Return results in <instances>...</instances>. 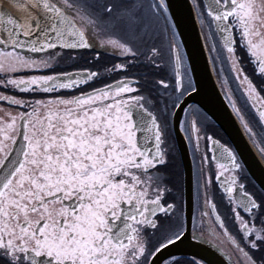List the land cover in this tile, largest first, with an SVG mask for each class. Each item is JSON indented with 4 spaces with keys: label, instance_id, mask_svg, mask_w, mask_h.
Here are the masks:
<instances>
[{
    "label": "snow or ice",
    "instance_id": "6c2138e0",
    "mask_svg": "<svg viewBox=\"0 0 264 264\" xmlns=\"http://www.w3.org/2000/svg\"><path fill=\"white\" fill-rule=\"evenodd\" d=\"M18 3L28 12L23 20L0 10V103L17 109L0 107V264H206L203 257L169 251L189 237L163 171L171 154L169 117L177 110L187 116V101L198 92L169 0ZM193 10L207 28L221 87L264 160V3L193 0ZM237 33L259 85L240 66ZM93 48L123 62L57 71ZM138 66L146 71L127 75ZM101 80L112 82L93 86ZM237 94L243 108L257 114L260 132L237 105ZM176 123L194 153L207 141L200 195L230 242V264H264V190L259 198L247 191L236 151L201 135L195 118L192 134L187 121ZM213 166L238 234L228 231L209 196ZM207 217L209 211H201L192 240L207 242Z\"/></svg>",
    "mask_w": 264,
    "mask_h": 264
},
{
    "label": "flooded vegetation",
    "instance_id": "af4514ba",
    "mask_svg": "<svg viewBox=\"0 0 264 264\" xmlns=\"http://www.w3.org/2000/svg\"><path fill=\"white\" fill-rule=\"evenodd\" d=\"M97 53H99V56H100L98 61L94 60V57L96 56ZM123 59L124 58L122 57L113 56L112 54H106L100 51L83 50V51H80L77 63L72 64L71 67H68L67 64H71L70 61L67 62V64H64V62H62L64 66L62 68L57 69V71L73 70L75 68H83V67H92L93 70H97V69L103 70L104 67H111L113 64L123 62ZM89 61H91L92 63H89ZM139 69H144V67L143 66L142 68L140 66L133 67L127 73V75L131 76L134 74L136 75L142 74L139 71ZM143 71L145 72L146 70H143ZM165 74L166 73H164V75ZM113 78L119 79L120 76L115 75ZM105 82L110 83L112 81L111 80L97 81L93 86L100 87ZM8 94L20 95L19 93H8ZM224 97L227 100L231 108L232 106L229 103V100L225 94H224ZM0 107L9 109L11 111L17 110L15 106H11L10 108V106L7 105L6 103H0ZM186 108L188 109L189 114L185 116L184 112H182L178 121L180 120L187 121V123L185 124V128L188 129V134H192L191 133V121L195 118L197 121V126L201 128V135H210L214 139H217L221 143L231 147V143L228 141L226 136L209 120V118L197 106L189 105ZM192 110H197L198 115L193 117V115L191 114ZM249 111L252 113L253 117L257 119V114L251 109H249ZM174 119L175 118L169 117V123H168L167 134H166V138L168 142L167 146H169L170 153H171L168 158L169 162L166 167L162 166L163 171H165L167 176L169 177L167 182L169 186L173 189L172 195L169 197V201L171 202L174 199L175 202L179 205L180 212L178 214L182 217L185 225L189 229V239L191 241H194V242L198 241V242L205 243V244H208L212 247L219 249L230 262L229 258L232 256V248L230 246V242L227 236L223 234V230L218 228V225L214 219V215L211 213L208 206L204 204L203 198L200 195L202 189H200L199 185L203 184V180L200 177V173H199V169L201 167L200 153L205 150L207 146V141L204 139H201L200 152L194 153L193 143H190L188 140L185 139V133L179 130V127L175 123ZM250 125L253 127L251 123ZM177 134L181 139L180 142L183 144L184 150L187 153V157H188L189 183L187 181L188 178L186 175V168H185V164L182 158L181 149H180L181 145H179ZM249 141L251 142L256 152L258 153L257 146L253 144L250 139ZM262 161L264 164V160ZM241 175H242L241 182L246 184L247 191L250 194H254L257 198L261 197L262 193L257 189L254 183L251 181V179L247 175L244 168H243V173ZM212 179H213V184H212L211 189L209 190V196L212 199V201L217 205V214H219L221 218L224 220L225 227L228 229L230 233L238 234V231H239L238 225L235 222L234 213L231 211L232 206H230L227 203L226 196L222 194V190L217 186V183L215 181L214 166H213ZM201 211H209V217L205 218L204 232L202 233L203 237L206 238L207 242H205L204 239H201V240L191 239V229L195 227L197 232H199V229L201 227ZM241 215H244L243 212H241ZM210 231H211V234H210ZM183 257L190 258L192 256H183ZM178 258H182V257H178Z\"/></svg>",
    "mask_w": 264,
    "mask_h": 264
},
{
    "label": "water",
    "instance_id": "95a60500",
    "mask_svg": "<svg viewBox=\"0 0 264 264\" xmlns=\"http://www.w3.org/2000/svg\"><path fill=\"white\" fill-rule=\"evenodd\" d=\"M191 2V0H169L176 23L175 31L178 33L176 37L187 67L190 70V75L197 83L198 88V92L193 93L191 98L188 99L186 107L189 105L197 106L221 130L231 143V147L238 154L239 161L243 165L247 175L262 193V190H264L263 161L249 141L243 124L236 115L235 110L232 107L230 108L224 97L222 87L218 80H216L217 78L213 73ZM205 2L206 0H202V4ZM0 10H4L21 20L25 19L28 15V12L20 8L18 0H0ZM92 50L111 54L110 50L105 51L101 48H93ZM181 113V111L177 110L174 119L175 123L179 120ZM177 138L179 145H181V154L189 183L187 153L180 142V137L178 136ZM169 251L175 253L177 257L193 255H196L197 258L203 257L206 264H230L226 256L219 249L205 243L191 241L189 237L185 245H178L175 248L170 247Z\"/></svg>",
    "mask_w": 264,
    "mask_h": 264
},
{
    "label": "rangeland",
    "instance_id": "374dc122",
    "mask_svg": "<svg viewBox=\"0 0 264 264\" xmlns=\"http://www.w3.org/2000/svg\"><path fill=\"white\" fill-rule=\"evenodd\" d=\"M193 1V0H192ZM256 3H257V5L259 6L260 4H262V3H264V0H256ZM198 17V13L196 12V18ZM197 21H198V24H199V26H200V29H201V32H202V35H203V38H204V41H205V44H206V48H207V52H208V55H209V58H210V56L212 55L210 52H209V49H208V43H209V41H207L206 39H205V35L207 34V28L206 27H202L201 25H200V23H199V20H198V18H197ZM262 31H264V28H262L261 29ZM236 38L238 39V41H239V33H237L236 34ZM176 40H177V38H176ZM217 43L219 44V41H218V39H217ZM239 44V43H238ZM239 55L237 56L241 61H242V63H244L245 65H246V69H248L247 71H250V68L248 67L249 65L252 67V69H253V72H254V74L255 75H258L257 74V72H256V67L254 66V64L253 63H251L250 62V58H249V55H248V53H246V52H244V50L239 46ZM181 53H182V51H181ZM183 55V54H182ZM236 55H237V53H236ZM210 60V63H211V67H212V70L214 71V74H215V76L217 77V79H218V81H219V84H220V80H219V78H218V76H217V74H216V69L213 67V64H212V62H211V59H209ZM183 63H184V66H185V68H187V64L185 63V60H184V56H183ZM247 63H249V65L247 64ZM241 66V65H240ZM141 68H142V66H140ZM251 69V70H252ZM143 70H146L145 68L144 69H139V71L143 74ZM248 73H250V72H248ZM161 75H164V73H161ZM254 79V78H253ZM220 86H221V84H220ZM233 86H235V85H233ZM222 91H223V93L225 94V91H224V89H222ZM236 99H237V104H238V106H240V107H242V110H243V113H244V116H245V118L253 125V127L255 128V130L257 131V132H260L261 131V129L259 128V122H257L258 120L257 119H255L254 117H253V115H252V113L249 111V109L250 108H248V109H244L243 108V105H242V103H241V100H240V97H239V94H237V96H236ZM211 121V120H210ZM212 122V121H211ZM213 123V122H212ZM214 124V123H213ZM215 125V124H214ZM216 126V125H215ZM217 127V126H216ZM218 128V127H217ZM219 129V128H218ZM220 130V129H219ZM221 131V130H220Z\"/></svg>",
    "mask_w": 264,
    "mask_h": 264
},
{
    "label": "trees",
    "instance_id": "16d2710c",
    "mask_svg": "<svg viewBox=\"0 0 264 264\" xmlns=\"http://www.w3.org/2000/svg\"><path fill=\"white\" fill-rule=\"evenodd\" d=\"M237 39V38H236ZM237 41H238V39H237ZM238 43H239V41H238ZM237 43V56L239 55V44ZM243 49V48H242ZM244 50V49H243ZM244 52H246L245 50H244ZM247 53V52H246ZM240 65L244 68V72H245V74H247L248 76H249V78L250 79H252L253 80V82L254 83H256L257 85H259L260 83H261V80H260V78H259V76L258 75H255L254 74V72H253V69H252V67L249 65V63H247L249 66V68H250V71H247L248 69H246L245 67H246V65L244 64V63H242V61L240 60ZM252 69V70H251ZM248 72H250V73H248ZM254 78V79H253Z\"/></svg>",
    "mask_w": 264,
    "mask_h": 264
},
{
    "label": "bare ground",
    "instance_id": "6f19581e",
    "mask_svg": "<svg viewBox=\"0 0 264 264\" xmlns=\"http://www.w3.org/2000/svg\"><path fill=\"white\" fill-rule=\"evenodd\" d=\"M192 1V0H191ZM191 4H192V7H193V1L191 2ZM194 13L196 14V11H194ZM195 17H196V15H195ZM198 22V21H197ZM198 27H199V29H200V26H199V24H198ZM201 30V29H200ZM202 33V32H201ZM203 36V35H202ZM204 39V38H203ZM204 44H205V41H204ZM205 46H206V44H205ZM207 49V48H206ZM208 51V50H207ZM217 80V79H216Z\"/></svg>",
    "mask_w": 264,
    "mask_h": 264
}]
</instances>
